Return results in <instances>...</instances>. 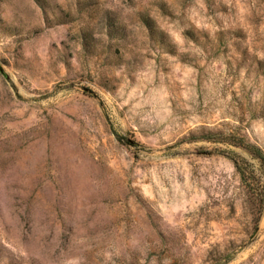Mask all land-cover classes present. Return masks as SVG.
<instances>
[{"label": "rangeland", "instance_id": "374dc122", "mask_svg": "<svg viewBox=\"0 0 264 264\" xmlns=\"http://www.w3.org/2000/svg\"><path fill=\"white\" fill-rule=\"evenodd\" d=\"M235 140L264 154V0H0V264H264Z\"/></svg>", "mask_w": 264, "mask_h": 264}, {"label": "trees", "instance_id": "16d2710c", "mask_svg": "<svg viewBox=\"0 0 264 264\" xmlns=\"http://www.w3.org/2000/svg\"><path fill=\"white\" fill-rule=\"evenodd\" d=\"M119 140V138H118ZM237 146H240L244 149H246L248 152H250L254 158H256L260 165L262 166V169L264 170V154L263 152L256 146L254 145H250L248 143H245L244 141L242 140H239V141H234ZM236 169L238 170V172L240 173V175L242 176V181H244V174H243V171L239 169V167L236 166Z\"/></svg>", "mask_w": 264, "mask_h": 264}]
</instances>
